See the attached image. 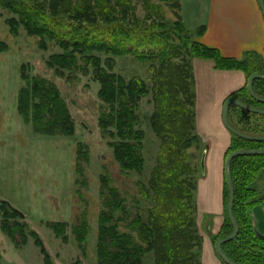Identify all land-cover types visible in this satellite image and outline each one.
<instances>
[{
  "label": "trees",
  "instance_id": "1",
  "mask_svg": "<svg viewBox=\"0 0 264 264\" xmlns=\"http://www.w3.org/2000/svg\"><path fill=\"white\" fill-rule=\"evenodd\" d=\"M160 1L172 3L180 10V0ZM0 6L13 15L6 19L11 32L16 34L22 27L27 35L37 38L40 48L47 49L49 43L60 48L59 52L48 57L49 68H55L59 75L64 71L88 75L92 71L93 78L100 83L98 98L108 105L99 115V127L103 134L117 138L109 145L113 148L115 160L125 170L143 167L145 132L137 127V108L142 97L152 95L154 109L149 124L160 144L147 186H140V190L144 198L151 190L154 203L146 208L145 214H134L127 223L130 231H120L116 224L110 222L117 210L123 209L126 213L124 197L115 187H109L106 177H101L100 193L106 209L99 215L97 264H143L150 252L153 253L154 264H199L195 252L199 242L194 217L195 171L186 162L185 155L186 149L199 139L193 110L192 59L208 58L215 62L217 68L245 71V85L229 97L260 108H264V103L250 95L248 77L252 73L264 74V61L223 57L218 49L195 40L203 32V26L192 32L182 19L174 26L177 37L188 49L187 57H181L178 48L165 43L166 30L163 27H130L124 20H110L105 9L98 13L90 12V6L71 9L67 5L68 13L61 15L49 12L30 0H0ZM6 49V43L0 41V52ZM126 55L142 62H159L157 66L154 63L150 65V85L140 77L127 80L113 71L114 57ZM21 78L25 85L18 93L17 110L24 122L30 123L38 134L72 136L74 120L59 88L45 77L30 76L26 73V65L21 66ZM253 89L258 96L264 97V80L255 78ZM238 110L242 108L229 105L228 120L233 127L249 135H264V114L248 111L250 115L246 119L249 120L239 123L234 118L240 112ZM81 145H77L78 159L83 153ZM241 149L264 150V141L244 139L231 132L225 157ZM83 158L88 159L86 153H83ZM263 168L264 154L239 155L229 162V175L234 187L232 212L238 232L221 245V250L235 264H264V239L255 234L249 214L259 202L254 199L257 190L249 184ZM224 184V221L214 244L233 231L227 213L229 190L226 181ZM2 205L8 218L20 216L5 200H2ZM48 225L59 235L66 223L50 222ZM3 226L11 233L14 229H21L18 223L11 225L4 221ZM35 243L40 244L38 237ZM46 259L48 261V256ZM70 264L82 262L76 260Z\"/></svg>",
  "mask_w": 264,
  "mask_h": 264
},
{
  "label": "rangeland",
  "instance_id": "2",
  "mask_svg": "<svg viewBox=\"0 0 264 264\" xmlns=\"http://www.w3.org/2000/svg\"><path fill=\"white\" fill-rule=\"evenodd\" d=\"M30 1L61 15L68 13L67 5L71 9L90 6V12L107 10L110 20H124L130 27H163L166 30L165 43L178 48L181 57L189 55L188 49L177 37L174 23L183 18L172 3L160 0ZM51 3L54 4L53 8ZM11 16L0 6V41L7 45V49L0 52V264H70L76 260L82 264H97L99 215L106 209L100 193L101 177H106L109 187H115L124 197L126 213L123 209L117 210L110 222L116 224L120 231H130L127 223L134 214H145L146 208L154 203L151 190L147 198L142 197L140 190V186H147L160 144V139L149 124L154 109L152 95L142 97L137 108V127L145 132L142 141L143 167L140 170H125L115 160L113 148L109 145L117 138L103 134L99 127V115L108 105L98 98L100 83L93 78L92 71L88 75L79 71H64L59 75L55 68L47 66V59L52 53L59 52L60 48L53 43H49L47 49L40 48L37 38L27 35L22 27L14 34L6 23ZM152 63L156 66L159 64L157 61L142 62L132 55L117 56L114 57L113 71L127 80L140 77L150 85ZM22 65H26V73L30 76L45 77L59 88L74 120L72 136L38 134L30 123L24 122L17 110L18 93L25 85L21 78ZM192 72L196 99L193 69ZM195 109L194 102V113ZM238 111L234 118L244 123L250 114L243 108ZM79 143L88 159L83 158V153L78 159ZM204 148V143L198 139L185 151L186 162L194 168L196 179L194 217L199 242L195 252L199 264H202L205 235L198 225V212L203 213L202 204L205 202L201 201L209 188L205 185L209 182L208 176L201 178L202 169L199 171V158ZM261 170L249 184L257 190L254 199L259 201L249 214L257 228L264 233V175L261 174L259 178ZM2 200L22 212L23 216H5ZM209 204L212 205V201L209 200ZM224 208L223 203V221ZM208 215L214 219L216 212L211 211ZM4 221L11 225L18 223L21 229L11 230V233L4 228ZM50 222L66 223L63 233L57 235L48 225ZM218 233L210 236L214 248ZM36 236L39 245L35 243ZM143 264H154L152 252L147 254Z\"/></svg>",
  "mask_w": 264,
  "mask_h": 264
},
{
  "label": "crops",
  "instance_id": "3",
  "mask_svg": "<svg viewBox=\"0 0 264 264\" xmlns=\"http://www.w3.org/2000/svg\"><path fill=\"white\" fill-rule=\"evenodd\" d=\"M180 14L188 30L193 32L203 26L195 40L218 49L223 57L264 61V16L258 0H181ZM192 67L196 83L195 128L207 149L201 178H209L205 184L209 188L201 201L205 202L204 210L198 212L197 220L205 235L202 264H221L210 236L219 232L223 223L224 162L231 141V132L222 121V109L225 99L245 85L247 75L241 69L217 68L208 58H193ZM263 169L259 178L264 175ZM211 211L216 212L214 219L208 217Z\"/></svg>",
  "mask_w": 264,
  "mask_h": 264
},
{
  "label": "water",
  "instance_id": "4",
  "mask_svg": "<svg viewBox=\"0 0 264 264\" xmlns=\"http://www.w3.org/2000/svg\"><path fill=\"white\" fill-rule=\"evenodd\" d=\"M259 1V5L260 8L262 10L263 16H264V0H258ZM255 78H259V79H263L264 80V74L261 73H252L249 75L248 77V91L250 93V95L256 99L259 102H263L264 103V97H260L258 96L254 89H253V80ZM230 104H235L245 110H248L250 112H254V113H259V114H264V108H260V107H255V106H251L249 104H246L244 102H242L241 100L235 98V97H228L227 99H225L224 104H223V109H222V121L225 125V127L231 131L232 133L236 134L237 136L244 138V139H248V140H254V141H264V135H249L246 133H243L241 131H239L238 129H236L235 127H233L229 120H228V108ZM206 151L207 149L204 148L201 152L200 155V167L202 169V174L204 173L205 170V155H206ZM251 154H264V150L263 149H241V150H235L231 153H229L226 158H225V162H224V168H225V177H226V182L228 185V190H229V197H228V203H227V213L229 216V219L233 225V231L224 237L219 238L216 241L215 244V250L217 252V254L219 255V257L225 261L227 264H235L234 262H232L231 260H229L225 254L223 253V251L221 250V245L229 240H231L232 238H234L238 232V224L234 218L233 212H232V205H233V200H234V187L231 181V177L229 175V162L230 160L235 157V156H239V155H251ZM13 208V207H12ZM14 211L18 212L21 216H23V213L20 212L19 210L13 208ZM253 229L255 234L264 239V233H262L256 226V224L253 222Z\"/></svg>",
  "mask_w": 264,
  "mask_h": 264
}]
</instances>
